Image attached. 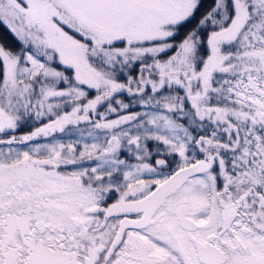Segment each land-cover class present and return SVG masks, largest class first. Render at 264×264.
<instances>
[{
    "label": "snow or ice",
    "instance_id": "1",
    "mask_svg": "<svg viewBox=\"0 0 264 264\" xmlns=\"http://www.w3.org/2000/svg\"><path fill=\"white\" fill-rule=\"evenodd\" d=\"M0 264H264V0H0Z\"/></svg>",
    "mask_w": 264,
    "mask_h": 264
}]
</instances>
